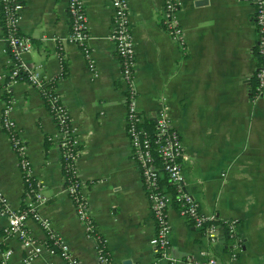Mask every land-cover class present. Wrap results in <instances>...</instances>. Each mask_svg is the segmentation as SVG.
Listing matches in <instances>:
<instances>
[{
    "label": "crops",
    "instance_id": "0c3cea01",
    "mask_svg": "<svg viewBox=\"0 0 264 264\" xmlns=\"http://www.w3.org/2000/svg\"><path fill=\"white\" fill-rule=\"evenodd\" d=\"M21 1V32L33 42V49L22 57L48 81L58 77L55 92L75 130L78 177L99 237L89 233L66 189L62 135L42 92L26 81L5 89L2 76L10 56L0 14V114L11 96V116L26 143L32 176L41 181L47 198L39 207L41 215L79 264H101L99 238L112 264H153L157 252L150 241L156 223L126 130L122 65L111 38L112 1L85 0L98 78L92 77L79 47L69 41L67 0ZM181 2L178 18L184 43L163 23L164 0H129L137 51L136 102L146 123L154 121L162 107L168 111L184 144L185 188L202 212L215 213L221 222L239 220L243 248L237 264H264V96L253 99L251 94L259 67L254 6L250 0ZM64 67L66 75L59 77ZM24 190L18 156L0 115V192L19 209ZM168 219L171 254L179 264H189L187 256L230 258L231 240L224 226L211 243L177 206L169 208ZM8 222V216H0V262L11 248V264H22L25 250L19 239L3 238ZM27 228L36 240L50 244L49 231L39 222L29 219ZM57 250H43L34 263L70 264Z\"/></svg>",
    "mask_w": 264,
    "mask_h": 264
},
{
    "label": "built area",
    "instance_id": "2783aa9c",
    "mask_svg": "<svg viewBox=\"0 0 264 264\" xmlns=\"http://www.w3.org/2000/svg\"><path fill=\"white\" fill-rule=\"evenodd\" d=\"M113 5V27L111 38L116 44V52L121 61L122 70L120 82L126 90V130L130 139L133 158L136 160L151 211L156 223V231L150 243L157 252L153 264H179V260L171 254V225L168 219V210L178 201V212L190 221L211 243L219 239V231L224 226L231 240L230 258L222 259L216 255H208L198 260L187 256L185 261L189 264H237L238 253L242 251L243 241L238 234L239 220L230 219L221 222L218 216L202 212L199 202L185 188L182 159L185 154L181 133L173 125L168 111L162 107L155 115L151 125H147L145 115L140 111L136 98L135 67L137 64V51L135 37L131 28L129 0H111ZM254 6L253 22L257 32V55L259 67L255 72V85L252 89V98L264 96V0H250ZM68 14L71 23L69 41L76 44L86 60L93 78L100 75L93 48L89 43V23L85 0H67ZM181 0H164L163 23L169 33L180 43L185 42L184 30L178 12L181 9ZM25 5L21 0H0L1 22L6 41V51L10 56L9 67L3 73L8 88L11 84L26 81L40 91L49 83L38 69L31 67L24 59L23 54L33 49L30 36L21 32V19ZM4 77V78H3ZM58 99L59 95L57 96ZM13 98L8 96L1 111V125L8 133L12 147L18 156V166L21 170L24 183V205L13 208L3 193L0 192V216H8L9 222L3 228L4 239L18 238L25 250L22 264H35V260L47 249L51 254L58 252L70 264H79L73 257L70 246L63 242L61 237L51 231V223L44 218L39 210L47 198L43 193L40 180L32 176V162L26 154V143L20 136L19 128L11 116ZM59 124L62 138V159L70 161L76 177L78 172L76 162L79 157L75 130L69 113L61 102L57 106ZM67 119L69 121L67 122ZM146 123V124H145ZM57 124V123H56ZM76 149V150H75ZM168 178L173 190L165 183L161 184L162 176ZM79 178V177H78ZM76 211L90 234L99 237L96 226L88 214V201L83 194V182L66 186ZM176 206V205H175ZM34 219L47 229L50 244L36 240L27 228V221ZM99 261L101 264H112L109 255L100 247ZM13 250L8 248L3 253L0 264H11Z\"/></svg>",
    "mask_w": 264,
    "mask_h": 264
},
{
    "label": "trees",
    "instance_id": "16d2710c",
    "mask_svg": "<svg viewBox=\"0 0 264 264\" xmlns=\"http://www.w3.org/2000/svg\"><path fill=\"white\" fill-rule=\"evenodd\" d=\"M65 75H66V70L64 67V70L59 75V77H64ZM57 78L50 80L49 83L42 89L41 92H42L45 104H46L48 110L50 111V113L52 114L55 122L57 123V125H59L60 128L64 129L65 125L61 126L59 124L60 119L58 116L57 106L60 105L61 100L57 98L58 94L55 92L56 85H57ZM68 121H69V119H67V122ZM147 124L151 125V122L149 121V123H147ZM77 149H79V148H77ZM62 167H63L65 179H66V183H65L66 186L73 184V183H76L79 180V178L76 177L74 174L73 167L71 166L70 161H66L65 159H62ZM164 183L170 189L173 190L174 187L172 186V184L170 183L168 178H166L163 175L162 179H161V184H164ZM175 203H176L175 205L177 206L178 201H176ZM99 246L103 249L104 252L107 253L106 243L104 240H100V238H99Z\"/></svg>",
    "mask_w": 264,
    "mask_h": 264
},
{
    "label": "water",
    "instance_id": "95a60500",
    "mask_svg": "<svg viewBox=\"0 0 264 264\" xmlns=\"http://www.w3.org/2000/svg\"><path fill=\"white\" fill-rule=\"evenodd\" d=\"M125 264H131V262L130 261H126Z\"/></svg>",
    "mask_w": 264,
    "mask_h": 264
}]
</instances>
